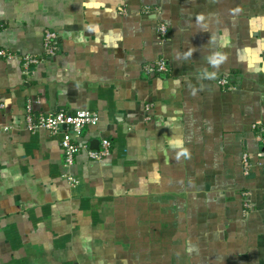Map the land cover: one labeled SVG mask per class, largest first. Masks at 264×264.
Returning a JSON list of instances; mask_svg holds the SVG:
<instances>
[{
    "label": "crops",
    "instance_id": "crops-1",
    "mask_svg": "<svg viewBox=\"0 0 264 264\" xmlns=\"http://www.w3.org/2000/svg\"><path fill=\"white\" fill-rule=\"evenodd\" d=\"M0 26V264H264V0H0ZM29 102L98 112L111 154L66 166Z\"/></svg>",
    "mask_w": 264,
    "mask_h": 264
},
{
    "label": "built area",
    "instance_id": "built-area-1",
    "mask_svg": "<svg viewBox=\"0 0 264 264\" xmlns=\"http://www.w3.org/2000/svg\"><path fill=\"white\" fill-rule=\"evenodd\" d=\"M159 34L162 35L161 37L167 34V27L163 23L159 25ZM57 50V34L51 30H45L43 33L44 54L52 56L56 54ZM15 58L17 57L13 52L0 47V60H13ZM18 59L22 66V72L25 75L29 74L31 66H37L41 62L40 58L30 53L22 54ZM168 67L167 61L164 58H159L157 61L146 63L143 66V73L148 76L164 74L168 71ZM217 84L225 87L229 84V79L226 76L221 77L217 80ZM0 107H2V104H0ZM99 119V113L90 109L69 111L62 107L34 118L30 102L27 103L25 112L28 130L35 132L43 129L48 131L52 136H59V143L66 166H71L76 156L80 153H85L88 158L95 161L102 160L111 154V142L108 139L102 138L99 147L94 149L83 136L84 129L96 125ZM254 126H256V123ZM262 143L264 145V137L262 138ZM242 161L244 173L247 175L250 169L249 155L247 153L243 154ZM68 179L72 182L74 181L70 176ZM243 207L245 211L251 209V202L245 200Z\"/></svg>",
    "mask_w": 264,
    "mask_h": 264
},
{
    "label": "rangeland",
    "instance_id": "rangeland-1",
    "mask_svg": "<svg viewBox=\"0 0 264 264\" xmlns=\"http://www.w3.org/2000/svg\"><path fill=\"white\" fill-rule=\"evenodd\" d=\"M159 8H155L154 6L152 7V6H145L144 8H143V13H145V15L146 14H149L152 10H154V11H157ZM164 24V23H163ZM160 25V24H159ZM159 25L157 26V30L159 31ZM165 25V24H164ZM162 35L161 34H157V37L159 38V39H163V37H161ZM166 36V35H165ZM164 36V37H165ZM168 63V62H167ZM169 68V67H168ZM168 72V71H167ZM166 72V73H167ZM166 73H164V75L166 74ZM157 75H159V74H157ZM148 76V75H147ZM226 75L225 74H223V75H219L218 76V79H220L221 77H225ZM217 79V80H218ZM220 87H222V86H220ZM232 87H233V85H230V83L229 84H227L225 87H222V89H224V90H231L232 89ZM151 105L152 104H145L144 105V109L146 110V111H148L149 109H150V107H151ZM144 120H147V121H149L150 120V116L149 115H146L145 116V118H144ZM255 126H254V124H252V128H254ZM263 138V137H262ZM244 153H247L246 151L244 152ZM243 153V154H244ZM248 154V153H247ZM243 173H244V170H243ZM244 175H246L245 173H244ZM245 193H246V195H245ZM243 195H245V196H248V194H247V192H244L243 193ZM247 200V199H246ZM251 207H252V204H251ZM264 211V210H263Z\"/></svg>",
    "mask_w": 264,
    "mask_h": 264
},
{
    "label": "water",
    "instance_id": "water-1",
    "mask_svg": "<svg viewBox=\"0 0 264 264\" xmlns=\"http://www.w3.org/2000/svg\"><path fill=\"white\" fill-rule=\"evenodd\" d=\"M92 147V145H90ZM93 148V147H92ZM98 148V147H97Z\"/></svg>",
    "mask_w": 264,
    "mask_h": 264
}]
</instances>
